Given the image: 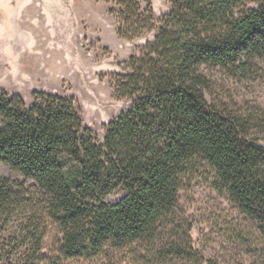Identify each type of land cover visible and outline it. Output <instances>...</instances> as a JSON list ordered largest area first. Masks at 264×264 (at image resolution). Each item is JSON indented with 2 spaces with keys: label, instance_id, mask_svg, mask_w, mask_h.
<instances>
[{
  "label": "trees",
  "instance_id": "16d2710c",
  "mask_svg": "<svg viewBox=\"0 0 264 264\" xmlns=\"http://www.w3.org/2000/svg\"><path fill=\"white\" fill-rule=\"evenodd\" d=\"M107 1L120 36L157 33L115 75L116 97L132 105L103 139L73 96L35 91L27 103L0 91V160L25 177H0V224L19 219L11 240L26 247L25 264L42 257L51 223L59 262H203L190 232L186 245L171 232L182 181L204 166L264 235V145L249 120L209 103L202 70L244 74L264 61V0H175L159 27L152 0ZM119 190L120 200L106 201ZM11 243L0 239V258Z\"/></svg>",
  "mask_w": 264,
  "mask_h": 264
},
{
  "label": "rangeland",
  "instance_id": "374dc122",
  "mask_svg": "<svg viewBox=\"0 0 264 264\" xmlns=\"http://www.w3.org/2000/svg\"><path fill=\"white\" fill-rule=\"evenodd\" d=\"M11 1L0 0V91L17 93L27 103L33 101L35 91L73 96L85 125L103 139L105 126L132 105L131 101L116 97L115 75L127 71L126 63L131 55L138 54L142 46L152 41L157 29L128 39L118 34L120 18L110 13L112 4L107 0H62L61 30L55 39H48L45 44L36 41L29 46L13 47L6 30L14 34L15 24L23 14L10 5ZM174 1L152 0L157 27L161 18L171 11ZM37 17L40 19L41 15ZM202 70L209 81L206 88L209 103L249 120L251 133L261 138L264 145V61L259 60L244 74H232L213 64L204 65ZM0 177L25 181L20 172L1 160ZM125 194L123 190L116 191L106 201L116 202ZM177 215L172 240L179 236L180 243L186 245L187 231L190 232L193 245L203 259L194 264H264V235L259 223L216 187L212 168L204 166L185 176ZM18 220L14 218L5 226L0 224L1 241L12 242L0 264L19 260L25 264L26 247L11 240L17 234ZM169 235L170 231L165 239L170 240ZM60 238L59 230L51 223L42 257L35 260L36 264H133L129 256L113 262L102 259L59 262ZM166 264H189V261L176 258Z\"/></svg>",
  "mask_w": 264,
  "mask_h": 264
},
{
  "label": "crops",
  "instance_id": "0c3cea01",
  "mask_svg": "<svg viewBox=\"0 0 264 264\" xmlns=\"http://www.w3.org/2000/svg\"><path fill=\"white\" fill-rule=\"evenodd\" d=\"M61 2L62 0H12L10 5L15 6L16 11L23 15L15 24L14 34L6 30L11 46H29L36 41L45 44L46 40L55 39L61 30ZM39 14L40 19L37 17ZM47 68L49 67L45 66Z\"/></svg>",
  "mask_w": 264,
  "mask_h": 264
}]
</instances>
